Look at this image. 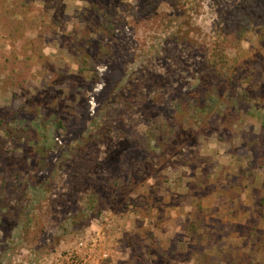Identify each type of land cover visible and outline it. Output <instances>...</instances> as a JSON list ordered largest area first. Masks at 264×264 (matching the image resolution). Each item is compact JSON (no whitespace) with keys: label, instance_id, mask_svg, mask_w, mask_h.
I'll return each mask as SVG.
<instances>
[{"label":"rangeland","instance_id":"374dc122","mask_svg":"<svg viewBox=\"0 0 264 264\" xmlns=\"http://www.w3.org/2000/svg\"><path fill=\"white\" fill-rule=\"evenodd\" d=\"M90 235L264 264V0H0V264Z\"/></svg>","mask_w":264,"mask_h":264},{"label":"built area","instance_id":"2783aa9c","mask_svg":"<svg viewBox=\"0 0 264 264\" xmlns=\"http://www.w3.org/2000/svg\"><path fill=\"white\" fill-rule=\"evenodd\" d=\"M79 237L76 241L69 245L55 248L50 252H45L43 255L30 257L23 260L22 264H93L99 258L103 259L108 256L106 250L101 249L100 238Z\"/></svg>","mask_w":264,"mask_h":264},{"label":"trees","instance_id":"16d2710c","mask_svg":"<svg viewBox=\"0 0 264 264\" xmlns=\"http://www.w3.org/2000/svg\"><path fill=\"white\" fill-rule=\"evenodd\" d=\"M251 8H252V6H251ZM148 12L152 13V11L150 9L148 10ZM219 40L222 41L220 36H219ZM215 43H217V41ZM79 56L80 55H78V57ZM214 57H216L215 59H217L219 57V55H217V52H216V54H213V55L211 54L207 59H214ZM76 64L78 66V73H81V74L84 73V72H90V70H93L94 67H95V64L94 65H90V62L88 61V59L85 58V57H82V56L77 59ZM217 79H218L217 76H215V81H217ZM114 112L116 113V111H114ZM109 123H111V121L107 120L105 123L100 124V127L107 129ZM54 209L58 210L59 208H58L57 205H55Z\"/></svg>","mask_w":264,"mask_h":264}]
</instances>
